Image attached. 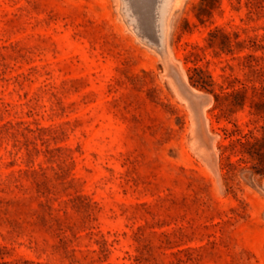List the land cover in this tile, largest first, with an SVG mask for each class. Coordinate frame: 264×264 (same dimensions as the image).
Instances as JSON below:
<instances>
[{
    "label": "rangeland",
    "instance_id": "obj_1",
    "mask_svg": "<svg viewBox=\"0 0 264 264\" xmlns=\"http://www.w3.org/2000/svg\"><path fill=\"white\" fill-rule=\"evenodd\" d=\"M143 2L0 0V264H264V0Z\"/></svg>",
    "mask_w": 264,
    "mask_h": 264
},
{
    "label": "bare ground",
    "instance_id": "obj_2",
    "mask_svg": "<svg viewBox=\"0 0 264 264\" xmlns=\"http://www.w3.org/2000/svg\"><path fill=\"white\" fill-rule=\"evenodd\" d=\"M138 2H141V0H134V1L128 0L129 5L127 6V10L133 15V21H136L139 29L142 30V26L140 23V20L142 19L140 16L141 13H140L139 9L137 8L139 6L137 4ZM142 2H143V0H142ZM151 2H152V5L147 7L148 9H145L147 14H146V17L143 19L144 20L146 19V22L148 23L147 25L150 26L152 29L150 31H152V33L155 36H157V37H158V35L162 36L161 31L163 30V26L165 24V21H166L167 28H168L170 17L173 13L174 8H176L175 6L177 5V0H151ZM151 2L148 3V5L151 4ZM146 3H147V1H146ZM135 4L138 6L136 7ZM139 8H141V6H139ZM143 13L145 14V12H143ZM144 24H146V23H144ZM153 34H151V35H153Z\"/></svg>",
    "mask_w": 264,
    "mask_h": 264
}]
</instances>
